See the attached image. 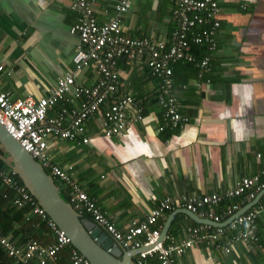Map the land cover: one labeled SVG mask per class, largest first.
Returning a JSON list of instances; mask_svg holds the SVG:
<instances>
[{"label": "crops", "instance_id": "0c3cea01", "mask_svg": "<svg viewBox=\"0 0 264 264\" xmlns=\"http://www.w3.org/2000/svg\"><path fill=\"white\" fill-rule=\"evenodd\" d=\"M116 1L92 2L97 23L110 19ZM217 1L220 27L216 49L211 53L203 46L191 49L196 61L209 56L208 69L200 75L193 63L171 65L172 94L184 123L173 130H159L162 109L156 101L158 81L146 66L145 56L131 63L120 59L116 63L118 94L130 95L138 111L127 114L124 131L106 138L101 133L100 116L94 114L85 125L88 143L49 141L51 162L63 169L71 166L72 180L119 230L142 220L163 198L222 193L238 179L264 169V0ZM72 3L0 0V91L11 99L47 97L57 80L74 70L72 58L79 40L70 28L79 13L72 9ZM130 3L120 22L124 34L168 42L175 28L169 0ZM97 78L91 66L75 72L80 86L90 87ZM67 98L70 101L58 102L48 115L72 106L71 94ZM107 106L104 103L100 110ZM0 158L9 161L8 157ZM4 163L0 169L11 171ZM60 187L64 193L66 187ZM1 191L2 197L16 196L5 188ZM222 209L219 205L216 212ZM171 212H164L159 226L163 227ZM82 216L90 219L87 214ZM6 221L10 232L5 237L17 247L32 240L48 245L55 239L47 222L28 207H14V219ZM193 223L179 213L167 235L179 242L187 237L188 228L197 225ZM257 228L264 242V212L258 216ZM68 253L69 247L64 248L61 260H67ZM156 262V258L149 259L150 264ZM28 264L38 262L33 259ZM175 264H264V250L237 243L230 253H224L195 245L176 257Z\"/></svg>", "mask_w": 264, "mask_h": 264}, {"label": "built area", "instance_id": "2783aa9c", "mask_svg": "<svg viewBox=\"0 0 264 264\" xmlns=\"http://www.w3.org/2000/svg\"><path fill=\"white\" fill-rule=\"evenodd\" d=\"M93 1L73 0L72 3V9L79 13L78 20L70 28V33L79 40L72 58L74 70L60 77L49 89L47 97L37 100L30 96L11 99L8 93L0 91V124L59 185L66 187L64 196L77 212L87 214L122 249L148 248L133 256L135 264H150L151 258H156V264H175L176 257L195 245L230 253L234 244L242 243L248 249L263 251L264 242L258 236L257 219L264 212V195L257 204L227 225L197 224L188 228L187 237L179 242H174L168 235L163 241H158L162 229L158 220L164 212L184 209L201 219L223 223L264 191V169L251 177L238 179L222 193L163 198L142 220H134L126 229L119 230L96 201L72 180L69 174L72 167L63 169L51 162L48 154L50 139L88 143L89 138L84 135L85 125L94 114L100 116L101 133L106 138L119 136L124 131L126 116L136 110V105L130 95L118 94V60L131 63L145 56L146 66L158 81L156 101L162 109L159 130H173L186 119L179 112V105L172 94V63H193L201 75L208 69L209 56L196 61L191 45L203 46L209 53L216 49V33L220 27L217 0H169L173 5L175 28L168 42L124 34L120 22L129 10L131 0L116 1L112 16L102 24L94 18ZM87 66L93 67L98 75L90 87L75 82V72ZM68 94H71L72 106H64L54 116H49L48 111L58 102L70 101ZM104 103L108 106L101 111ZM2 188L15 193L13 204L17 209L30 208L34 215L47 222L55 235L51 244L32 240L25 247H17L10 238L0 236V247L11 258L12 264H28L33 259L38 264H90L73 248L70 239L48 218L24 185L14 179L12 171L0 170V192ZM225 200L237 202H231L221 212H216ZM167 239L170 242L166 244ZM66 247H69L68 258L61 260L60 253Z\"/></svg>", "mask_w": 264, "mask_h": 264}, {"label": "water", "instance_id": "95a60500", "mask_svg": "<svg viewBox=\"0 0 264 264\" xmlns=\"http://www.w3.org/2000/svg\"><path fill=\"white\" fill-rule=\"evenodd\" d=\"M0 146L8 155L9 161L1 159L20 179L38 205L45 211L48 218L70 239L73 248L90 264H135L133 256L148 249L147 247L135 250L122 249L100 226L90 219L84 218L63 196L60 185L21 147L19 142L1 124ZM262 195H264V191L260 192L227 221L219 224L208 219H201L184 209L175 210L167 217L158 241L165 239L173 218L179 213L186 215L196 224H208L213 227L225 226L257 204Z\"/></svg>", "mask_w": 264, "mask_h": 264}, {"label": "trees", "instance_id": "16d2710c", "mask_svg": "<svg viewBox=\"0 0 264 264\" xmlns=\"http://www.w3.org/2000/svg\"><path fill=\"white\" fill-rule=\"evenodd\" d=\"M198 47H202V46H198V45H191V49H195ZM183 62V61H180ZM0 156H4V157H8V155L1 149L0 150ZM9 159V158H8ZM5 163L0 160V167L3 166ZM5 166V165H4ZM2 170V169H0ZM4 171H6L7 169H3ZM14 179L20 184L23 185L22 182L20 181V179L14 174ZM58 185L59 183L57 181H55ZM61 193L64 196V193L61 191ZM13 194H9L8 197L4 198L0 195V236H4L5 234H7V232H10V229L5 228L6 226V222H4L5 218L7 219L8 217L10 219H14V204H13ZM231 202H236L235 200L231 201ZM231 202L225 200L220 204L221 209L224 208L226 205L230 204ZM18 212H16L15 214L17 215ZM20 213V212H19ZM11 215V217H10ZM85 218V217H84ZM87 218V217H86ZM194 225H196L195 223H193ZM2 225V226H1ZM173 232V229L170 231V235H172L171 233ZM176 232V231H175ZM177 234V233H176ZM72 247V246H71ZM0 264H12V260L11 258H9L8 256H6V254L4 253L3 249L0 247Z\"/></svg>", "mask_w": 264, "mask_h": 264}]
</instances>
